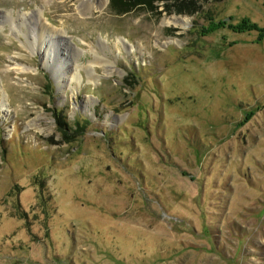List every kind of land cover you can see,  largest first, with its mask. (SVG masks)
<instances>
[{"label":"rangeland","instance_id":"374dc122","mask_svg":"<svg viewBox=\"0 0 264 264\" xmlns=\"http://www.w3.org/2000/svg\"><path fill=\"white\" fill-rule=\"evenodd\" d=\"M104 1L0 0V264H264V0Z\"/></svg>","mask_w":264,"mask_h":264},{"label":"trees","instance_id":"16d2710c","mask_svg":"<svg viewBox=\"0 0 264 264\" xmlns=\"http://www.w3.org/2000/svg\"><path fill=\"white\" fill-rule=\"evenodd\" d=\"M149 2V0H110V9L113 12H123V8H126L127 5L140 7ZM240 26L241 29L247 28L250 29V31L256 30L255 25L250 24L247 20L242 21Z\"/></svg>","mask_w":264,"mask_h":264},{"label":"bare ground","instance_id":"6f19581e","mask_svg":"<svg viewBox=\"0 0 264 264\" xmlns=\"http://www.w3.org/2000/svg\"><path fill=\"white\" fill-rule=\"evenodd\" d=\"M106 2H107V0H105V1L103 2V4H104V3L106 4ZM91 9H92L91 6L88 7V8H86V10H89V11H91ZM95 9H97V7L94 8V10H95ZM173 22H174V21H173ZM118 41L120 42V40H118ZM48 44H49V43H48ZM40 49H41V48H40ZM129 49L132 50L133 47L130 46ZM43 51H44V53H47V52H45V50H43ZM52 64H53V63H52ZM60 64H62V63H61V62H58L57 65L60 66ZM21 69H22V68H18V71H21ZM77 70H78V69H75V72H77ZM54 73H55V72H54ZM76 74L78 75V73H76ZM78 76H79V75H78ZM64 77H65V76H64ZM76 78H77V77H76ZM78 78H79V79H77V80L80 81V76H79ZM61 79H62V77H59V78L57 77V78H55V81H56L55 84L57 85L58 88H59V85L62 83Z\"/></svg>","mask_w":264,"mask_h":264}]
</instances>
